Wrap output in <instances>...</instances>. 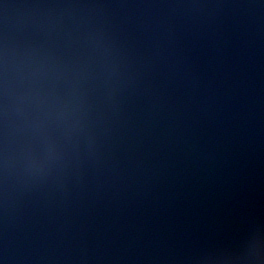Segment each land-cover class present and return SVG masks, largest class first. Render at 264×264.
Masks as SVG:
<instances>
[{"label":"water","instance_id":"water-1","mask_svg":"<svg viewBox=\"0 0 264 264\" xmlns=\"http://www.w3.org/2000/svg\"><path fill=\"white\" fill-rule=\"evenodd\" d=\"M0 264H264V0H0Z\"/></svg>","mask_w":264,"mask_h":264}]
</instances>
